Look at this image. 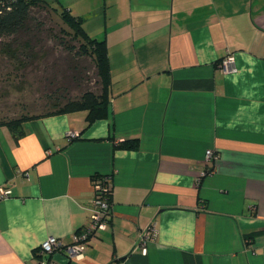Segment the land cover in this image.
<instances>
[{
	"label": "crops",
	"instance_id": "obj_1",
	"mask_svg": "<svg viewBox=\"0 0 264 264\" xmlns=\"http://www.w3.org/2000/svg\"><path fill=\"white\" fill-rule=\"evenodd\" d=\"M60 2L106 42L108 116L33 117L17 138L0 124V264H36L50 235L71 242L97 174L106 227L81 257L53 252L58 264H264V0Z\"/></svg>",
	"mask_w": 264,
	"mask_h": 264
},
{
	"label": "trees",
	"instance_id": "obj_2",
	"mask_svg": "<svg viewBox=\"0 0 264 264\" xmlns=\"http://www.w3.org/2000/svg\"><path fill=\"white\" fill-rule=\"evenodd\" d=\"M38 10H53L62 25L52 38L73 56L88 58L95 68L97 90L85 89L78 96H71L67 87L62 93L48 95L46 110L38 115L20 114L16 117L1 119L12 130L15 137L24 133L23 122L29 118L42 115L57 114L76 110L86 111V125L96 119L108 116L110 90V64L107 46L104 39L90 36L83 27L81 16L74 15L63 6L60 0H0V55L6 56L15 72L28 66L29 59L35 60L40 54L35 51V43L30 38L22 39L31 32V22L35 19L33 12ZM40 27V26H39ZM37 31L39 32L40 30ZM34 35L35 32L32 31ZM35 37V35H34ZM36 38V37H35ZM1 56V57H2ZM74 58V57H73ZM75 70V67H72ZM71 80L77 87L82 81L75 74ZM57 92L54 90L53 93ZM139 145L137 137L118 141L119 148L136 149ZM101 177L94 175L93 180Z\"/></svg>",
	"mask_w": 264,
	"mask_h": 264
},
{
	"label": "rangeland",
	"instance_id": "obj_3",
	"mask_svg": "<svg viewBox=\"0 0 264 264\" xmlns=\"http://www.w3.org/2000/svg\"><path fill=\"white\" fill-rule=\"evenodd\" d=\"M33 15L31 32L22 39L30 38L31 46L33 40L40 57L29 59L26 68L15 72L8 57L0 55V120L42 113L48 95L62 93L64 87L71 96H78L87 88L97 90L93 63L88 58L73 56L51 37L62 25L54 11L35 9ZM72 74L81 79L80 87L72 82ZM54 90L57 92L53 93Z\"/></svg>",
	"mask_w": 264,
	"mask_h": 264
},
{
	"label": "built area",
	"instance_id": "obj_4",
	"mask_svg": "<svg viewBox=\"0 0 264 264\" xmlns=\"http://www.w3.org/2000/svg\"><path fill=\"white\" fill-rule=\"evenodd\" d=\"M219 68L227 72H235L237 70L235 64V57L232 52H228L218 63ZM71 137L74 135L72 131L68 132ZM216 158V154L213 150L207 149L205 151V161L210 162ZM209 169L203 170L201 176L208 174ZM94 183V205L95 210L93 211L91 218L86 226L80 231L74 234L71 242H65L61 238L50 235L44 239L36 249L38 260L36 264H58L54 261L50 255L55 251H62L69 257H81L86 249V244L90 236H92L97 230L104 229L106 227V218L110 209L109 193L110 188L106 176H101L93 181ZM10 193L9 189L1 191V195H7ZM155 229L154 224L150 223L140 233L136 248L141 249L143 253L146 252V244L150 239L151 232Z\"/></svg>",
	"mask_w": 264,
	"mask_h": 264
}]
</instances>
